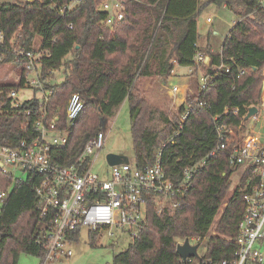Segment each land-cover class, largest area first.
<instances>
[{"label":"trees","instance_id":"trees-1","mask_svg":"<svg viewBox=\"0 0 264 264\" xmlns=\"http://www.w3.org/2000/svg\"><path fill=\"white\" fill-rule=\"evenodd\" d=\"M99 1L81 0L64 8L69 0H0V34L4 37L0 67H12L19 74L16 82L0 81V146L14 147L32 131L41 102L49 117L57 114L58 125L65 126V108L73 92L80 94L83 108L70 129L68 143L55 152L61 164L73 162L85 142L104 129L125 100L129 105L132 163L139 169L153 164L159 147L182 124L175 141L161 151L162 169L172 181L180 177L185 166L203 158L217 145L221 126L225 134L231 130L227 134L231 142L240 140L236 139L238 135L233 137L234 129L241 125L247 109L260 103L264 79V10L259 0H205L204 3L223 5L236 17L219 51L204 48L209 56L208 64L202 65L205 72L211 73L222 60H226L229 72L221 68L214 87L199 91L197 70L192 71L195 86L186 93L185 103L201 99L210 108L191 111L184 122L181 116L185 104L168 111L150 103L136 83L144 78L170 77L173 58L179 66L195 65L193 18L200 6L195 12L188 9L185 13H168L171 0H125L124 19L107 27L103 23L105 14L97 10ZM188 35L192 38L185 52ZM37 40L47 52L37 67L45 96L32 97L13 108L9 91L27 86L22 68L25 59L14 54L12 46L34 49ZM227 57L236 60L227 61ZM60 68L62 82L51 84L53 71ZM238 69L245 72L239 74ZM224 109L238 111L224 115ZM235 168L226 151L207 158L190 187L174 197L179 205L167 204L160 213L154 208L153 195L146 194L142 227L125 249L113 255L111 264H192L195 258L183 261L178 256V241L198 238L196 242L200 243L212 226L214 232L197 264H232L249 174V170L241 174L227 197ZM37 183L38 178L32 175L13 181L0 173V188L5 192L0 201V264H17L20 254H44L45 234L51 225L35 206ZM87 234L93 245L97 233ZM79 235L80 229L71 236L73 242Z\"/></svg>","mask_w":264,"mask_h":264},{"label":"built area","instance_id":"built-area-1","mask_svg":"<svg viewBox=\"0 0 264 264\" xmlns=\"http://www.w3.org/2000/svg\"><path fill=\"white\" fill-rule=\"evenodd\" d=\"M80 2L81 0H69V5L64 8ZM259 3L264 10V0H259ZM97 10L105 14L104 25L112 27L124 19L125 0H100ZM206 21L210 22V17ZM39 43L37 40L34 49L12 46V50L18 57L25 59L22 68L26 72V88L43 93L37 67L40 58L47 55V52L40 48ZM3 45L4 37L0 34V47ZM193 47L194 60L203 64L205 54L199 50L197 42L193 43ZM1 58L3 54L0 53ZM221 68L225 73L229 72L224 60L211 73L200 71L197 78L198 90L214 87ZM244 72L245 69H238L239 74ZM11 74L12 81H18L19 74L15 69H12ZM22 89L12 88L9 91L13 108L20 107L24 102L20 100ZM169 89L173 97L182 91L178 84H172ZM39 106L32 131L25 133L14 147L0 146V173L10 176L13 181L23 180L28 175L38 178L34 188L35 206L39 215L48 218L51 225L45 234L41 264H55L71 257V236L78 229L81 231L86 228L96 232L98 236L113 237L114 243L122 235L135 238L145 220L146 194L153 195L152 202L158 213L167 204L178 206L179 202L174 199L176 194L190 187L194 175L205 165L207 158L225 151L233 166L238 167L246 161L249 162L244 170H249V174L242 195L244 209L234 240L237 246L236 259L232 264L260 263L263 260L256 245L264 238V146H261L257 136L248 135L242 140L231 142L232 138L227 135L231 130H227L225 134L221 129L224 127L221 126L217 145L203 158L185 166L180 177L172 181L163 171L160 157L163 147L169 142L173 143L180 134L182 124L179 123L167 141L159 147L153 164L143 169L137 168L130 161L113 165L110 166L109 178L102 179L93 171V165L103 148L108 134L106 130L99 131L88 139L73 162L61 164L55 158L56 150L68 143L70 129L82 111L83 101L80 94H70L65 108L66 125L63 127L58 125L57 114L49 117L44 104L41 102ZM261 107H264V103H261ZM202 108H210V104L201 99L185 103L181 122H184L191 111ZM237 111L238 109H224L223 114H234ZM256 114L252 116L253 119H256ZM18 172L20 177L15 176ZM4 195L5 192L0 188V201ZM191 240L194 244H199L196 242L198 238L188 239L190 244ZM182 242L183 240L178 241V244ZM189 260L187 258L186 261Z\"/></svg>","mask_w":264,"mask_h":264},{"label":"rangeland","instance_id":"rangeland-1","mask_svg":"<svg viewBox=\"0 0 264 264\" xmlns=\"http://www.w3.org/2000/svg\"><path fill=\"white\" fill-rule=\"evenodd\" d=\"M205 0H171L168 13H185L184 11L190 9L195 13L193 22L196 33V41L199 47H205L210 45L215 51L221 49V44L224 41L227 33L231 29L233 23L236 21L235 15L223 5H216L214 3H204ZM176 11V12H175ZM210 17L211 22H206V18ZM191 35H188L185 39L183 51L188 52V45L190 43ZM170 52V48H169ZM173 58V55H172ZM233 60L232 57H228ZM175 67V64H174ZM12 67L1 66L0 67V81H12ZM184 69V66L175 67L173 72L178 73ZM172 72V74H173ZM32 75L31 78H33ZM264 77V69H263ZM64 78L63 69L53 71V79L51 84H59ZM170 79V80H169ZM264 80V79H263ZM183 80L179 78H144L139 79L136 83L137 89L149 100L150 103L166 108L168 111L176 110L175 105H172L174 99L170 94L169 87L174 83H181ZM183 83V82H182ZM180 85V84H179ZM194 83L191 85L193 91ZM179 94V93H178ZM177 94V95H178ZM264 94V87L261 90V96ZM32 97L41 99L43 93L41 91L33 92L32 89L25 88L20 91V100H28ZM257 120L252 117L244 118L241 125L234 129L238 135L236 139L242 140L247 134L252 135L257 133L260 138L261 146H264V108L259 104L257 112ZM108 131L103 148L99 152L94 165L93 171L100 175L102 179H108L110 176V166L106 163L105 155L107 153H116L126 156L131 162L133 159L132 141L130 136V119H129V105L128 101H123L118 107L114 117L106 121L104 125ZM104 130V129H103ZM249 162H244L239 165L233 171L230 180L231 184L228 190L227 197H229L234 188L236 187L238 180L245 170ZM16 177H20V173H15ZM220 213V212H219ZM218 218V214L215 220ZM87 229L83 228L80 231V235L77 241L71 244L72 255L66 260H61L55 264H111L113 255L125 249L132 241V238L122 235L119 241L115 242L113 237H107L105 235L96 236L93 245L90 244ZM213 226L210 228L208 235L198 244L197 254L198 257L202 256L205 252L207 241L210 235L213 234ZM182 241V240H181ZM192 244L195 242L190 241ZM264 251V247H263ZM193 259L192 264H197V258ZM17 264H41L40 257L32 255L20 254L18 256Z\"/></svg>","mask_w":264,"mask_h":264},{"label":"crops","instance_id":"crops-1","mask_svg":"<svg viewBox=\"0 0 264 264\" xmlns=\"http://www.w3.org/2000/svg\"><path fill=\"white\" fill-rule=\"evenodd\" d=\"M207 22V21H206ZM211 22V21H210ZM194 23V22H193ZM195 41H196V39H195ZM197 42V41H196ZM223 43V42H222ZM198 46H199V44H198ZM207 46H210V45H207ZM221 46H222V44H221ZM206 47V46H205ZM205 47H203L202 48V46H200L199 47V50L203 53V54H205V58H204V63L203 64H208V61H209V56L206 54V52L204 51V48ZM211 48V47H210ZM211 51H215L213 48H211ZM233 58V57H232ZM231 61L228 57H227V61ZM234 60H236L235 58H233V62H234ZM195 61V60H194ZM226 61V60H225ZM171 62L173 63V65L175 64V67H180L179 65H178V63H177V61L173 58V59H171ZM203 64H201L200 62H196L195 61V65H192V66H184V69H182V70H180L178 73H174L173 71V74L170 76V77H168V78H172V77H174V78H179L180 80L182 79L183 81V83L181 82V83H179L180 84V87H181V92L178 94V95H176L175 97H177L176 99H174V102H173V104L172 105H175V107H176V109L178 108V107H180V106H182V105H184L185 104V95H186V93L187 92H192V89H191V84H192V79H191V73H192V71H194V69L195 70H197V76H196V88L198 89V87H197V78H198V75H199V73H200V71H202L203 70V67H202V65ZM236 64H238V65H241V64H239V63H236ZM174 67V68H175ZM174 68H173V70H174ZM170 80V79H169ZM173 84H178V83H176V82H174ZM178 84V85H179ZM262 87H264V86H262ZM34 93H35V91H33ZM261 103H264V94H263V96H261V99H260V105H261ZM259 104H257V105H252V106H256V108H257V112H258V106H259ZM262 108H264V107H262ZM253 116V115H252ZM251 116V117H252ZM253 118V117H252ZM258 118H257V114H256V119L255 120H257ZM105 127V126H104ZM104 130H106L105 128H104ZM107 131V130H106ZM249 134H247L246 136H248ZM252 135H255V136H257V138H258V141H259V143H260V138H259V135L257 134V133H254V134H252ZM261 144V143H260ZM132 162V161H131ZM257 248L260 250V252H261V254H262V257H263V260L260 262V263H247V264H264V251H263V247H264V238L262 239V240H260L258 243H257Z\"/></svg>","mask_w":264,"mask_h":264},{"label":"water","instance_id":"water-1","mask_svg":"<svg viewBox=\"0 0 264 264\" xmlns=\"http://www.w3.org/2000/svg\"><path fill=\"white\" fill-rule=\"evenodd\" d=\"M262 86H264V80ZM256 113H257L256 106H250L247 109L245 118H249ZM105 159L109 166L118 165L120 163H127L129 161V159L126 156L116 153H107L105 155ZM197 248H198V244L192 245L189 243L188 239H184L181 244L176 245V252L183 261H186L187 258L198 257Z\"/></svg>","mask_w":264,"mask_h":264}]
</instances>
